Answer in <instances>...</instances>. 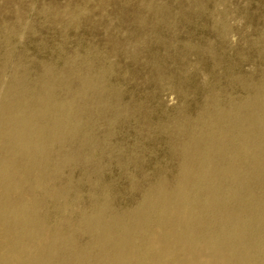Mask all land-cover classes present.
I'll return each instance as SVG.
<instances>
[{
  "label": "rangeland",
  "instance_id": "rangeland-1",
  "mask_svg": "<svg viewBox=\"0 0 264 264\" xmlns=\"http://www.w3.org/2000/svg\"><path fill=\"white\" fill-rule=\"evenodd\" d=\"M83 79L94 91L78 96ZM46 80L77 111L75 135L50 146L72 158L50 181L62 199L42 202L48 229L97 204L133 210L159 181L172 185L181 144L214 112L264 96V0H0V92ZM236 147L225 157L256 194L264 176L250 177ZM74 242L96 253L89 235Z\"/></svg>",
  "mask_w": 264,
  "mask_h": 264
},
{
  "label": "bare ground",
  "instance_id": "bare-ground-1",
  "mask_svg": "<svg viewBox=\"0 0 264 264\" xmlns=\"http://www.w3.org/2000/svg\"><path fill=\"white\" fill-rule=\"evenodd\" d=\"M53 84L46 80L40 90L23 93L15 82L0 92V264H81L93 255L91 264H264V188L247 195L234 175H245L246 168L234 171L225 157L237 144L250 177L264 176V96L203 121L204 129L181 144L179 174L170 187L159 181L124 213L97 204L52 231L42 202L64 196L50 181L72 155L52 156L50 146L75 135L71 119L77 114L53 96ZM92 91L83 79L77 95ZM77 232L91 237L95 254L76 246ZM60 252L69 257L58 259Z\"/></svg>",
  "mask_w": 264,
  "mask_h": 264
}]
</instances>
